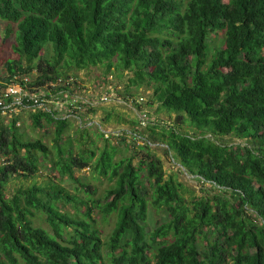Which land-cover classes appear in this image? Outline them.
I'll use <instances>...</instances> for the list:
<instances>
[{"label":"trees","instance_id":"trees-1","mask_svg":"<svg viewBox=\"0 0 264 264\" xmlns=\"http://www.w3.org/2000/svg\"><path fill=\"white\" fill-rule=\"evenodd\" d=\"M0 19L16 24L18 56L3 81L36 70L30 90L63 76L52 90L70 93L71 67L129 70L177 125L184 114L196 128L170 126L161 140L214 190L186 197L149 151L134 163L135 154L116 159L114 145L97 154L78 140L64 154L69 119L35 107L32 124L53 126V146L19 139L17 117L0 123V264H264V0H0ZM219 31L223 43L209 52ZM48 44L51 61L40 58ZM223 135L239 142L214 138ZM151 136L138 148L150 149ZM50 161L49 173L77 183L75 192L52 178L7 191ZM84 167L111 182L103 193L75 175ZM151 210L166 219L148 227Z\"/></svg>","mask_w":264,"mask_h":264},{"label":"rangeland","instance_id":"rangeland-1","mask_svg":"<svg viewBox=\"0 0 264 264\" xmlns=\"http://www.w3.org/2000/svg\"><path fill=\"white\" fill-rule=\"evenodd\" d=\"M7 28L10 29L8 34ZM15 29V23L0 19V81L8 75L6 61L12 59L17 64L18 56L12 49L15 42ZM223 36L222 31L213 35V38L209 41V52L218 44L223 43ZM52 53V48L48 44L41 50L40 58L51 61ZM38 59V57L34 58L33 61L36 62ZM66 74L68 76L66 78L74 81V85L71 87V94L64 91L54 93L52 90L63 76H60L56 82L48 81L35 86V89L40 94H52L49 98L54 101L46 103L48 104L47 108H42L41 106L37 109L45 110L51 108L52 110H58L59 116L69 119L70 127L62 142L64 154H67L69 149L76 150L78 140H85V146L96 149L97 154L99 148L104 145H114L117 148L116 159L135 154L134 163H137L139 157L149 151L160 160L165 177L171 175L177 181L183 183L181 189L186 197H200L214 192L210 183H203L196 179L194 175L188 173L174 159L172 152L165 149L166 145L161 140V138H165L162 136L164 129L175 126L192 134L196 128L189 123L184 114L181 115L182 124L177 125L178 114L165 109L155 100L151 86L131 83L129 78L132 77V74L129 70L119 71L114 67L106 70L104 65H90L85 68L71 67ZM21 75H27L29 80H33V77L36 76V70L28 74L23 72L17 74V76ZM7 83L3 81L4 85ZM70 103H74L75 107L70 106ZM34 109L35 107L28 106L16 108L11 112H2L0 123L7 125L13 117H17L18 131L16 134L19 139L33 140L41 138L49 146H53V126L51 124H45L43 128L33 126L31 112ZM80 126L82 129H79ZM100 131L105 136H108L107 142L99 134ZM151 133H155L158 139L151 140L150 149H139V145L145 144L143 142L145 139L141 138V136L152 137ZM214 138L219 142L228 144L239 142L233 135L215 136ZM53 157L54 155L50 154V160H53ZM4 159L5 156L0 153V162ZM51 165V161L50 165L49 163L43 165L42 170L34 178L22 176L12 178L8 184L9 190L7 191H12L16 187H26L33 182L48 184V180L52 178L65 186L70 192H75V187L79 185L69 178L60 179L54 176L58 175L54 169L52 171L55 172L54 174L49 173ZM75 175L83 179L82 183L88 180L96 185L100 194L111 183L106 177H97L89 167L76 171ZM114 219V216H111L103 224L105 234H109L113 227ZM165 219L166 214L164 212L151 210L148 217V227H153L159 220L163 221Z\"/></svg>","mask_w":264,"mask_h":264},{"label":"built area","instance_id":"built-area-1","mask_svg":"<svg viewBox=\"0 0 264 264\" xmlns=\"http://www.w3.org/2000/svg\"><path fill=\"white\" fill-rule=\"evenodd\" d=\"M28 80L27 75H14L6 85L1 87L0 108L2 112H11L16 108L28 106L47 108L46 103L54 102L47 97V94L30 90L27 87ZM70 104L75 107L74 103Z\"/></svg>","mask_w":264,"mask_h":264}]
</instances>
